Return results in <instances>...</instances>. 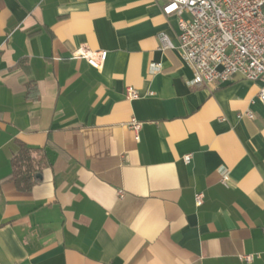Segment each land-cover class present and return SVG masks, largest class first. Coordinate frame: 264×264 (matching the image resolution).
Here are the masks:
<instances>
[{
	"label": "crops",
	"instance_id": "crops-1",
	"mask_svg": "<svg viewBox=\"0 0 264 264\" xmlns=\"http://www.w3.org/2000/svg\"><path fill=\"white\" fill-rule=\"evenodd\" d=\"M166 1L0 0V264H264L262 83L189 86ZM19 141L47 162L29 190Z\"/></svg>",
	"mask_w": 264,
	"mask_h": 264
},
{
	"label": "built area",
	"instance_id": "built-area-1",
	"mask_svg": "<svg viewBox=\"0 0 264 264\" xmlns=\"http://www.w3.org/2000/svg\"><path fill=\"white\" fill-rule=\"evenodd\" d=\"M165 14L178 17V44L162 32L159 37L163 49H177L182 59L193 68L189 86L221 85L237 76L262 83L259 98L264 102V0H167ZM107 50H92L85 46L76 48L74 58H84L97 69H102ZM152 70H161L152 64ZM128 99H137L140 91L126 86ZM238 116L253 119L254 112H240ZM141 122L134 119L130 127L139 136ZM186 163L192 154H185ZM222 181L229 186L230 176L223 172ZM196 204L204 201L203 192L195 196ZM259 254L245 253L246 262L254 261Z\"/></svg>",
	"mask_w": 264,
	"mask_h": 264
},
{
	"label": "trees",
	"instance_id": "trees-1",
	"mask_svg": "<svg viewBox=\"0 0 264 264\" xmlns=\"http://www.w3.org/2000/svg\"><path fill=\"white\" fill-rule=\"evenodd\" d=\"M19 150L13 156V171L9 178L12 179L20 190H29L38 181V173L42 172L47 164L45 158L36 156L39 149L32 148L23 142H18Z\"/></svg>",
	"mask_w": 264,
	"mask_h": 264
},
{
	"label": "water",
	"instance_id": "water-1",
	"mask_svg": "<svg viewBox=\"0 0 264 264\" xmlns=\"http://www.w3.org/2000/svg\"><path fill=\"white\" fill-rule=\"evenodd\" d=\"M37 176H38V177H41V174L38 173Z\"/></svg>",
	"mask_w": 264,
	"mask_h": 264
}]
</instances>
